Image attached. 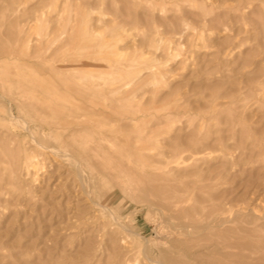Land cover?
<instances>
[{
  "label": "rangeland",
  "instance_id": "rangeland-1",
  "mask_svg": "<svg viewBox=\"0 0 264 264\" xmlns=\"http://www.w3.org/2000/svg\"><path fill=\"white\" fill-rule=\"evenodd\" d=\"M0 264H264V0H0Z\"/></svg>",
  "mask_w": 264,
  "mask_h": 264
},
{
  "label": "bare ground",
  "instance_id": "bare-ground-1",
  "mask_svg": "<svg viewBox=\"0 0 264 264\" xmlns=\"http://www.w3.org/2000/svg\"><path fill=\"white\" fill-rule=\"evenodd\" d=\"M9 114L10 116L14 119V121L19 124V125H22L24 127V129H26L28 131V133L30 134L31 138L33 141H37V138H36V134L33 130V127L31 126V124L29 123V121H27L24 117H21V116H16L13 112V104L12 102L10 103L9 105ZM82 118V117H81ZM11 119V118H10ZM12 120V119H11ZM86 120V119H85ZM13 121V120H12ZM84 121V120H83ZM44 146V145H43ZM46 147V146H44ZM47 148V147H46ZM57 149V148H56ZM53 150V149H52ZM69 154H66L67 158L70 159V161L74 164L76 170H78L81 174L83 175H86V178L88 179V174L86 173V169L83 165V163L80 161V160H77V159H71L69 158ZM26 163L28 164L29 163V160H30V157H28L26 159ZM31 166V165H30ZM27 168V167H26Z\"/></svg>",
  "mask_w": 264,
  "mask_h": 264
}]
</instances>
